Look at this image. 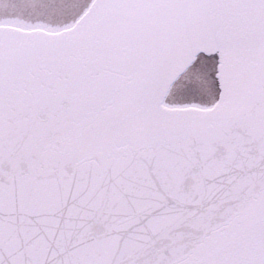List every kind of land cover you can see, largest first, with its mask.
Returning a JSON list of instances; mask_svg holds the SVG:
<instances>
[{"label":"snow or ice","instance_id":"6c2138e0","mask_svg":"<svg viewBox=\"0 0 264 264\" xmlns=\"http://www.w3.org/2000/svg\"><path fill=\"white\" fill-rule=\"evenodd\" d=\"M0 264H264V0H0Z\"/></svg>","mask_w":264,"mask_h":264}]
</instances>
